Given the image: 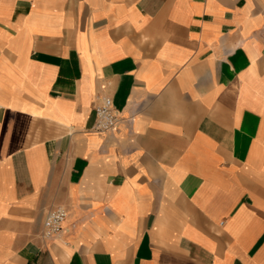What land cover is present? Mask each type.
Listing matches in <instances>:
<instances>
[{"label":"crops","instance_id":"crops-1","mask_svg":"<svg viewBox=\"0 0 264 264\" xmlns=\"http://www.w3.org/2000/svg\"><path fill=\"white\" fill-rule=\"evenodd\" d=\"M0 264H264V0H0Z\"/></svg>","mask_w":264,"mask_h":264},{"label":"built area","instance_id":"built-area-1","mask_svg":"<svg viewBox=\"0 0 264 264\" xmlns=\"http://www.w3.org/2000/svg\"><path fill=\"white\" fill-rule=\"evenodd\" d=\"M95 110L96 119L92 126L93 131L106 133L117 127L119 117L113 96L110 94L99 95L95 103ZM67 216L68 211L63 205L50 209L44 218L43 236L45 238L59 236Z\"/></svg>","mask_w":264,"mask_h":264}]
</instances>
